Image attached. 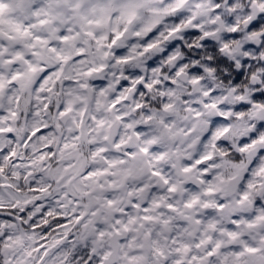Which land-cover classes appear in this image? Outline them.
Returning <instances> with one entry per match:
<instances>
[{"label": "flooded vegetation", "instance_id": "flooded-vegetation-1", "mask_svg": "<svg viewBox=\"0 0 264 264\" xmlns=\"http://www.w3.org/2000/svg\"><path fill=\"white\" fill-rule=\"evenodd\" d=\"M204 1L205 4L208 3V0ZM244 3L251 12V24L260 26L264 9L259 8L254 0H245ZM23 4L27 10L32 7L31 2L21 3L19 6L17 0H0V99L7 92L6 88L18 89V85L22 86L24 83L32 85V81L36 79V89L43 86L41 90L35 89V100L28 105L30 108L35 106L36 98L45 96L38 112L41 117H49L52 112L49 106L57 109L53 105L55 95H64L61 82L65 78L67 67L62 68V74L57 73L52 81L50 68L58 64L54 65L56 60L50 57V52L47 51L50 47L48 41L39 43L34 53L32 18L23 11ZM224 4L225 0H216L208 11L203 8L199 17V13L193 16L191 14L189 21L187 18H178L174 23L173 15L163 17L154 25L157 27L162 22L160 29L163 33L159 34V38L141 34L145 44L141 55L152 67L149 70H153L152 73L155 74L162 71L166 73L164 76L160 75L157 81L142 83L145 74L137 67V63L133 68L120 69V65L128 66L132 63L128 60L130 56L122 58L119 63L113 61V57L120 52L121 43L130 39V35L126 39L121 35L129 28L133 18L118 31L113 30L108 34L102 25L101 41L98 40L97 32L91 30L90 38L86 37V43L80 44L81 49L78 48V52L69 57V63L84 60L89 66L82 76L79 74V77L70 78V83L78 87L82 94L75 129L78 137L80 133L82 135L77 142L82 143L81 138H84L85 131L81 129L80 123L85 121L88 115L91 100L95 95L93 88L110 82L104 73H114L113 87L109 88L111 92L119 93L109 103L111 107H106L105 130L91 131V145L84 155L92 157L89 160H97L98 164L105 166L114 164L113 157H118L122 163H126L130 161L129 154L139 155L142 164L135 181V190L141 205L137 206L136 213L142 214L143 209L150 206L151 202H154L156 211L147 213L153 217L144 218V225H137L136 229L126 225L112 232L108 239L106 237L108 253L102 261L109 256L112 250L110 240L116 234L119 237L124 236L118 240L119 260L116 264L121 262L122 245L131 243L134 246L138 241H142L143 249L148 254H151L152 249H157V252L153 253V264H221L223 259L225 264H257L261 256L264 264V249L258 252L257 244L250 246L254 242L249 243L251 235L257 234L258 226L264 225V213H261L259 221V213H242L247 210L249 204L264 206V195H259L264 183V150L257 153L247 171L241 173L248 153L257 144L264 142V72L259 73L264 70V66L259 65L260 59H255L264 55V50L261 49L258 53L260 48L248 42V46L253 47L255 52L251 55L244 54L239 60V71L236 70L235 64L238 60L230 61L228 58L230 50L234 51L235 42H231V37L225 36L226 26L232 14L228 15L229 18L224 16ZM254 4L263 12L256 19L252 10ZM192 8L191 3V11ZM198 18L204 22L197 21ZM45 19L41 18L36 22L37 31L46 29L48 24ZM218 20L222 21L223 32L219 30ZM137 21L135 16L132 26ZM180 27H185V30L179 35L177 32ZM232 27L238 32L239 25L235 23ZM76 31L79 36L84 35L80 26H77ZM236 32L232 33L230 27V34L235 36ZM258 37L262 42L264 33H260ZM156 42L162 43L161 46H155ZM84 50L85 53L82 52ZM151 53L155 55L154 59L150 60L148 57ZM65 59L66 56L62 57L61 61ZM248 63L249 66L252 63L259 66L256 69L249 68L248 74L243 69ZM137 71L139 74L135 76ZM210 74L218 78L214 88H210ZM98 75L102 77L99 78ZM257 76L261 81L259 84H253L251 79H257ZM51 86L54 89L50 95L45 89L48 90ZM245 88L251 94L250 98L240 96V91ZM148 89L153 91L148 92ZM257 89L259 92H256ZM25 91L33 100V92L27 87ZM54 91L57 93H53ZM121 104H124L126 109L120 112ZM34 110L35 107L30 114H33ZM172 110H175V113H171ZM163 112L169 116L166 117ZM175 115L189 122L190 129L185 132L186 140L177 136L176 141L181 145L174 146L169 151L168 148L173 145L171 143H175V139L163 131L165 143L160 140L162 132L159 127L163 126L159 124L156 127L147 123L156 121L157 118L175 122ZM67 118L69 119V115ZM130 120L135 127L123 131L124 124ZM61 123L65 125L62 121ZM115 123L119 126L116 133L114 130L110 131ZM200 129L202 130L199 131ZM54 130L58 133V129ZM99 135L102 152L98 151L99 148H94L98 144ZM49 146L50 143L43 144L42 151ZM131 148L136 153L127 150ZM50 157L51 154L48 155V158ZM91 168V164L85 166L86 171ZM236 176L243 179L231 195L232 190L228 188V184ZM126 178L124 175L123 179ZM193 209L196 215L191 213ZM179 211L182 213H177ZM61 214L63 221H69L70 217L76 218V228L81 227V213H70L68 217L64 213ZM129 219L128 217V221ZM145 226H152V230L145 231ZM94 230L91 228L88 233L92 238V246L98 249L101 243L96 241ZM243 242H248L249 245L245 247ZM225 252L228 254L224 257Z\"/></svg>", "mask_w": 264, "mask_h": 264}, {"label": "rangeland", "instance_id": "rangeland-1", "mask_svg": "<svg viewBox=\"0 0 264 264\" xmlns=\"http://www.w3.org/2000/svg\"><path fill=\"white\" fill-rule=\"evenodd\" d=\"M214 1L216 0H208V3L205 4L204 0H17V5L21 6V3H32V7L28 8L29 10L26 9L24 4L22 8L23 11L32 18V26L34 28V53H36L39 43L48 41L50 47L47 48V51L50 52V57L55 58L56 61L54 65L58 64L62 57L66 56V58L69 59L72 53H77L79 45L86 43L87 38H90L91 30L97 32L98 40L101 41L104 2L113 10L115 17V19L111 20V31H118V29L124 27L125 23L133 16H136L138 21L130 28V39L121 43L119 47L120 52L113 57V61L119 63L122 58L130 56L128 60L132 63L128 66L120 65V69L127 70L126 67L133 68L132 66L137 63V67L145 74L142 83L148 84L151 81L159 80V76H164L166 73L162 71L155 74L152 73L153 70H149V68L152 67L147 63V59H144L145 57L143 58L141 55V53H143L142 47L145 45L142 42L143 39L141 34L146 33L159 38V34L163 33L160 29L162 22L158 24L157 27H154V25L160 21V19L173 15L174 23L178 18L180 20L187 18V21H189V16L191 14V16H193V14L199 13V17L200 14L203 13V8L208 11V8L214 4ZM254 1L259 8L264 9V0ZM244 2L245 0H225V4L223 5L224 16L229 18L228 15L232 14L226 26L225 36L227 35V38L231 37V42H235L234 51L230 50L228 58L230 61L236 59L237 62L238 60L235 64L236 70L239 68L238 65L241 58L246 54L251 55V53L253 54L255 52L253 47L248 46V42L252 43L253 38L258 37L260 33H264V18L260 26L252 25L250 22L252 17L251 12L248 6H245ZM191 3L193 5V11L190 9ZM142 5L144 6L143 9H141ZM188 8L190 10H187ZM204 14L206 13L204 12ZM41 18H46L45 20L48 25L45 30L39 32L35 29V25ZM18 19L20 20L19 17ZM196 20H199L201 23L204 22L199 18ZM235 23L239 25V27L238 32H236L234 36L230 34V27L231 31H233L234 27L232 26H234ZM17 26L20 31L21 27L19 22ZM77 26L83 29V36L77 34ZM184 28L185 27H180L177 34H183ZM85 34H87V36H85ZM221 37L223 38V35ZM236 37L237 39H234ZM262 43H264V38H262L258 53L261 51ZM155 44V46H161L162 43L156 42ZM85 50L82 52L85 53ZM262 50H264V48H262ZM154 55V53H151L148 59H154ZM255 59H260L259 65L262 64L264 66V55L260 57L257 56ZM31 65L32 64H30V66ZM259 65L255 66L252 63L249 68L256 69ZM88 67L89 66L84 60L68 62L67 73L61 82L64 88V95H59L57 91L53 92L58 94L55 95V99H57L56 102H53V105L57 109L49 106V109L52 111L49 117H41L38 112L42 102L46 98L45 96L36 98L35 103L37 104L30 108V105H26L25 103L26 99L28 100L25 93V97L21 101L22 104L20 103L22 111L19 118L16 120L13 118L12 110V105L14 104L15 106V101H13L15 91L13 87L6 88L7 92L4 93L0 99V128L6 127V129L13 131V133L8 135H0V148L2 145H8V147L3 148L0 152V156H2V158L4 157L5 164L8 163L9 165L12 164L13 167H17V169L11 172L13 175H16V179L15 177H13L14 180H4L3 177L0 179V205H3L4 209H6H3L4 214L8 213L5 211L10 210L7 208L17 210L16 217H18L19 221L13 226H4L5 229L3 233H1L5 234L7 228H9V233L5 236V240L4 238L2 239L4 240L2 250L5 255L4 264H47V259L51 257L53 260H49L50 262H59L64 257L65 249L71 251L76 250L80 244L87 245L86 247L89 246L87 243H89L92 238H90L88 232H90L91 228L95 229L94 237L96 241L99 240L101 244L89 258L97 260L98 263L96 264H99L108 253L106 243L112 232L126 225L136 229L137 225L140 226L143 224L142 220L144 218L153 217V215L147 213H156L154 202H151L150 206L144 208L142 214L138 215L136 213L137 206L141 205V201L137 200L139 195L136 196L137 192L135 190V181L138 178L139 167H141L142 164V159L138 157L139 155L129 154L128 157L130 161L126 163H122V160L118 157H113L114 164L105 166L98 164L97 160H89L92 157H86V155L78 150V136L75 133V129L78 124L77 115L82 103V94L80 90H78V87L70 83V78L79 77V74L82 76ZM245 69L248 70L247 67ZM55 70L50 74L52 81H54ZM260 72L262 73L264 70L259 71V73ZM138 74L139 71H137L135 76ZM104 76H106L110 82L104 86L99 85L93 88L95 95L91 100L88 115L86 120L80 123L85 131L84 138H81L85 148L91 145V131L105 130L107 124L106 107H111L109 103L119 94L117 91H110V88L113 87L114 73H109L108 71L104 73ZM98 77L100 78L102 75H98ZM32 78H34V76H32ZM217 81V76L210 74V88H214ZM36 86L37 84L29 88V90L33 92V101L35 100ZM42 86L43 85L39 86L36 90H41ZM22 87L23 90H26V87L28 88V83H24ZM152 91V89H148V92ZM211 91L216 90L211 89ZM256 92H259V89H257ZM58 96L61 98L58 99ZM240 96L250 98L251 94L248 93L245 88L244 91H240ZM34 107L35 110L33 114H30V111L33 110ZM119 109L121 112V110L126 109V107L124 104H121ZM167 110H169V107ZM114 112L115 109L111 113L113 114ZM171 113H175V110H172ZM65 114L69 115V119L67 118L65 125H62L60 119ZM163 114H165L166 117L169 116V114L165 112H163ZM174 120L175 122H168L164 118H157L156 121L147 123L154 124L156 127L159 124L163 126L162 128L159 127L162 132L160 140L165 143L166 138L163 135V131H166L170 137L175 139V143H171L173 145L168 148L169 151H171L174 146L181 145L180 142L176 141L177 136L186 140L187 136L185 132L190 129V123L182 119L181 116L175 115ZM40 127H44L45 129L41 131L46 133H42L41 131L42 134H40V132L37 133L36 130ZM54 127H57L56 130L58 129V133L52 129ZM134 127L132 120L127 121V123L124 124L123 131ZM201 130L202 129L199 131ZM38 136H40V138H38ZM100 141L101 137L99 135L97 137L98 144L94 146V148L95 150L99 148L98 151L102 152L103 146L100 145ZM48 143H50L48 149L42 151L43 149L41 146L43 144L47 145ZM127 150H130L131 153H136L132 148ZM24 152L26 153L24 154ZM49 154H51L50 158H48ZM118 163H121V165ZM87 164L92 165L89 171L85 170ZM84 171H86V174ZM124 175L125 178H128L123 179ZM179 204L181 207V203ZM189 204L190 202L188 205ZM174 208L177 209L175 205ZM29 211L32 216L35 214L41 216L44 211H47V213H60V215L64 213L65 216L70 213H81V227L79 229L76 228L75 222L77 219L74 217H70L69 221H63V224H58L57 218L54 217L56 224L54 226H62L60 228V231L63 233L62 238H45L43 241L47 239L46 243L51 244L48 246V250H46L45 258L42 259L43 261L37 260V257L42 254V252H38L34 256V253L37 252L34 247L37 241H39V235L35 233V231L31 233L25 232L26 226L30 225L34 216L31 218L30 215H28L29 217H27V219L24 217V219H26L25 222L22 220L23 213H29ZM253 212L259 213V221L260 217H262L261 213H264V207H254ZM177 213L182 212L179 211ZM191 213L196 215L195 209H193ZM242 213L250 212L243 211ZM8 215L9 213L6 216ZM9 217V220H11L12 214H10ZM128 217L130 218L129 221ZM195 217L197 218V216ZM4 220H6V218H4ZM126 222L127 224H125ZM54 226L49 224V227H53V229H55ZM151 230L152 226H145V231ZM257 230L255 236L251 235V242L249 241V243H254L250 246H255L257 244L258 249H264V225L262 227L258 226ZM64 239H66V241H64ZM243 244L245 247L249 245L248 242H243ZM55 246H57V248H55ZM129 247H131V249H129ZM156 252L157 249H152L151 254L145 252L142 241H138L134 246L131 243H125L122 245L120 252V264H153V253ZM227 254L228 253L225 252L224 257ZM92 260H90V264H94ZM221 264H225L224 259L221 261Z\"/></svg>", "mask_w": 264, "mask_h": 264}, {"label": "trees", "instance_id": "trees-1", "mask_svg": "<svg viewBox=\"0 0 264 264\" xmlns=\"http://www.w3.org/2000/svg\"><path fill=\"white\" fill-rule=\"evenodd\" d=\"M27 153H29V152H27ZM15 169H17V167H13L12 164H10V165L8 163L5 164L4 163V157L2 158V156H0V179L2 177L4 178V180H9V179L14 180L13 177H15V179H16V175H13L11 173L12 170L14 171ZM0 206H1V208H0V264H4L5 263V255L2 251L3 246H4L3 242L5 240V236H7L9 233V228H7L5 234H1V233H3V230L5 229L4 226H9V227L13 226L11 224V221L9 220V218H10L9 216H10V214H14V217H15L17 210L7 208L10 210L5 211V212L9 213V215L6 216L8 213H5V214L3 213L4 206L3 205H0ZM4 210H6V209H4ZM1 213H3V214H1ZM30 213H31L30 211H29V213H23V219H22L23 222H25L27 217H29L28 215H30L31 218L34 216L33 221L29 225V228L36 229L37 232H39V235L41 237H43V232H44V234H46L47 229H46V227H43L45 220H41V219L44 217V213H47V212L44 211V213H42L41 216L37 215V214L32 216V214H30ZM24 217H26V219H24ZM4 218H6V220H4ZM22 220H21V222H22ZM4 224H6V225H4ZM3 238H4V240H2ZM79 256H80L81 264H90L89 262L91 259L89 258V256H90V250L89 249H82ZM71 262H72V264H75L74 256H72Z\"/></svg>", "mask_w": 264, "mask_h": 264}, {"label": "water", "instance_id": "water-1", "mask_svg": "<svg viewBox=\"0 0 264 264\" xmlns=\"http://www.w3.org/2000/svg\"><path fill=\"white\" fill-rule=\"evenodd\" d=\"M252 10H253V16H254V19H256V17L259 15V14H262L263 12L262 11H259L257 6L256 5H253L252 6ZM218 22V25H219V30L220 32H223V25H222V22H220V20L217 21ZM130 35V31H127L125 32L124 36L125 38H128ZM260 43V40L259 38H256L254 39V44L255 46H258ZM252 83H256V84H259L260 81L258 79H255L253 78L252 79ZM64 124H65V121L62 119L61 120ZM118 129V125H114L112 130L115 131L116 133V130ZM264 148V147H263ZM259 150H262V146H260L259 148H257L256 150L252 151L249 153V160L247 162V165L246 167L244 168V170H246V168L252 163V161L254 160V158L256 157V153L259 151ZM242 181V177L240 176H237L236 178H234L230 183H229V187L233 188L232 190H234L235 188H237V186L239 185V183ZM264 194V187L260 193L261 196H263ZM117 241H118V237L117 236H114L112 239H111V247L113 249V251L110 253L108 259H106L104 261L103 264H114L117 262V250H118V244H117Z\"/></svg>", "mask_w": 264, "mask_h": 264}, {"label": "bare ground", "instance_id": "bare-ground-1", "mask_svg": "<svg viewBox=\"0 0 264 264\" xmlns=\"http://www.w3.org/2000/svg\"><path fill=\"white\" fill-rule=\"evenodd\" d=\"M26 160V159H25ZM0 208H1V206H0ZM17 216V213H16V215H15V217L13 216V214H12V217H11V223H13L12 225H14V224H16V223H18L19 221H18V217H16ZM62 232H60L59 230H57V229H53V230H50L49 231V234H48V238H54V237H60V238H62ZM65 240V239H64ZM48 246H49V244H47L46 243V241L45 242H39L35 247H36V249H37V252H42V254L40 255V256H38L37 257V260H41V261H43L42 259H44L45 258V255H46V250H48ZM55 248H57V247H55ZM54 248V249H55ZM65 257H66V253L64 254V257L59 261V262H50L49 260H53V258L51 257V258H48L47 259V264H67V262H66V260H65Z\"/></svg>", "mask_w": 264, "mask_h": 264}]
</instances>
